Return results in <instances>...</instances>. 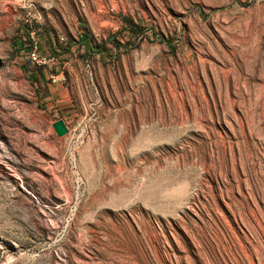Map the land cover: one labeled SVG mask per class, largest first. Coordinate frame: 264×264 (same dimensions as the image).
<instances>
[{
  "label": "rangeland",
  "instance_id": "rangeland-1",
  "mask_svg": "<svg viewBox=\"0 0 264 264\" xmlns=\"http://www.w3.org/2000/svg\"><path fill=\"white\" fill-rule=\"evenodd\" d=\"M0 264H264V0H0Z\"/></svg>",
  "mask_w": 264,
  "mask_h": 264
},
{
  "label": "built area",
  "instance_id": "built-area-1",
  "mask_svg": "<svg viewBox=\"0 0 264 264\" xmlns=\"http://www.w3.org/2000/svg\"><path fill=\"white\" fill-rule=\"evenodd\" d=\"M28 61L30 63L36 65H45L48 64L49 61H54V56L41 54L39 52V43L36 37L34 36V30L30 31L29 34V45H28V52H27Z\"/></svg>",
  "mask_w": 264,
  "mask_h": 264
},
{
  "label": "water",
  "instance_id": "water-1",
  "mask_svg": "<svg viewBox=\"0 0 264 264\" xmlns=\"http://www.w3.org/2000/svg\"><path fill=\"white\" fill-rule=\"evenodd\" d=\"M52 126L58 135L64 134L68 130L67 125L62 118L53 121Z\"/></svg>",
  "mask_w": 264,
  "mask_h": 264
},
{
  "label": "crops",
  "instance_id": "crops-1",
  "mask_svg": "<svg viewBox=\"0 0 264 264\" xmlns=\"http://www.w3.org/2000/svg\"><path fill=\"white\" fill-rule=\"evenodd\" d=\"M59 58V57H58ZM59 67H56V69L53 71V72H51V76H53V77H56V76H58L59 75ZM60 94V96H61V93H59Z\"/></svg>",
  "mask_w": 264,
  "mask_h": 264
},
{
  "label": "trees",
  "instance_id": "trees-1",
  "mask_svg": "<svg viewBox=\"0 0 264 264\" xmlns=\"http://www.w3.org/2000/svg\"><path fill=\"white\" fill-rule=\"evenodd\" d=\"M34 65V64H33ZM37 69H39L40 67H39V65H34Z\"/></svg>",
  "mask_w": 264,
  "mask_h": 264
}]
</instances>
